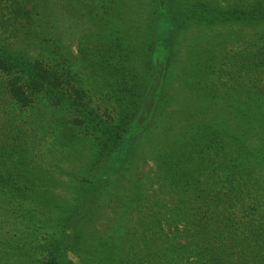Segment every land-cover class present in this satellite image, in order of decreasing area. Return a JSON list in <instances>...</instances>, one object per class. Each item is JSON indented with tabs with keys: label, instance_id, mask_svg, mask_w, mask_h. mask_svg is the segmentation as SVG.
<instances>
[{
	"label": "rangeland",
	"instance_id": "374dc122",
	"mask_svg": "<svg viewBox=\"0 0 264 264\" xmlns=\"http://www.w3.org/2000/svg\"><path fill=\"white\" fill-rule=\"evenodd\" d=\"M140 1L0 0V59L56 77L16 98L0 68V264H264V0H166L155 29ZM131 82L152 110L98 156L83 121Z\"/></svg>",
	"mask_w": 264,
	"mask_h": 264
},
{
	"label": "trees",
	"instance_id": "16d2710c",
	"mask_svg": "<svg viewBox=\"0 0 264 264\" xmlns=\"http://www.w3.org/2000/svg\"><path fill=\"white\" fill-rule=\"evenodd\" d=\"M165 2L166 0H141L138 3L142 7L141 10L142 18H144L146 22H149L151 29H155V20L157 19L156 16L158 17L159 14L163 11ZM127 3L128 2H125L123 4L127 5ZM130 3L133 5L135 4L132 2ZM34 11L35 10L33 6V8H31L28 12L29 23H32L31 21H33ZM103 14H105V19L117 23V25H114V27L110 30L108 38L109 41L116 44L115 46L118 48L120 46L119 43L122 42L121 32L118 30L119 22L116 21L115 17L111 18L110 13L103 12ZM259 15L260 16L257 17L255 11L251 12L249 14L250 20L263 17L264 12L262 11L261 14ZM95 18L99 20L100 19L99 14H96ZM2 54L5 55V52L3 51ZM24 58L22 57V60L14 57H12L11 59L8 58L0 59V68L5 69L6 72L11 73L12 70L20 69V73L17 74L18 77L16 76L17 82L19 83L20 86L17 88V83L16 85L11 84L12 96L18 98L19 96L24 95V93L27 90L30 94L44 93V91H47V93H49L50 85H53L52 81L56 80L55 76L52 79L51 68L49 67L50 65L45 64L43 62L44 60H41L39 58H35L34 60L28 62ZM101 58L104 59V55H102ZM22 65L23 67H21ZM69 89L75 91V88L73 87H69ZM146 90L144 85H141L140 83L131 82V85L123 90L126 101L122 102L118 106L116 119L115 122H113L112 124L103 123L102 120L95 119L98 118L96 116H93L95 118L93 117L89 118L88 121H83L85 126L84 129H86V131H90L94 135L93 138L97 142L95 143V145L99 146L97 153L98 156H101L104 153L110 154L114 152L116 149H120L127 140L128 137L127 132L129 130V127H131V125L133 126L137 125V123L135 124L136 121L135 119L136 118L138 119L139 117L140 118L148 117V115L152 110V102H151L152 97L150 98L148 97L150 90L148 91ZM138 91L140 92L139 94L142 97L141 100L139 98H135V95H138ZM72 103L73 102H69L68 105ZM152 113H154L155 115V119L153 118L154 123H156L157 121L156 125L158 126V124L161 121V119L158 120V118L160 117L158 110L155 109L154 111H152ZM251 116L252 117H250L249 120L250 130L251 129L254 130L257 127L259 128L261 125L264 126V116L260 114H253ZM102 182H108V181L104 179L102 180ZM204 225L206 226L207 223H205ZM211 231L212 230L209 231L206 230L205 232H203L204 233L203 242L209 243L211 245L213 244L215 246L218 244L221 237L219 235L212 233ZM50 249L52 250V252H54L55 250L57 252V255L59 254V252H61L60 250H62L60 249L58 244H50ZM57 257L59 256H56V254H54V256L51 257L49 264H59L60 262L57 260Z\"/></svg>",
	"mask_w": 264,
	"mask_h": 264
}]
</instances>
